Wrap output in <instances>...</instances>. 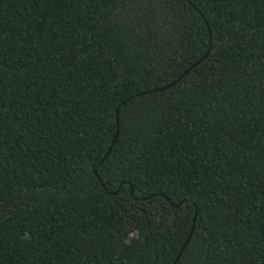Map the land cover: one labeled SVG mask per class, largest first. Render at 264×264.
Here are the masks:
<instances>
[{"label": "trees", "instance_id": "1", "mask_svg": "<svg viewBox=\"0 0 264 264\" xmlns=\"http://www.w3.org/2000/svg\"><path fill=\"white\" fill-rule=\"evenodd\" d=\"M178 258L264 264V0H0V264Z\"/></svg>", "mask_w": 264, "mask_h": 264}, {"label": "water", "instance_id": "2", "mask_svg": "<svg viewBox=\"0 0 264 264\" xmlns=\"http://www.w3.org/2000/svg\"><path fill=\"white\" fill-rule=\"evenodd\" d=\"M188 73V72H187ZM115 142V141H114ZM113 142V143H114ZM195 221H196V219H195ZM193 230H194V228H193ZM193 230H192V232H193ZM192 232H191V234L189 235V237H188V239H187V241H186V243H185V245L183 246V249L187 246V244L189 243V241H190V239H191V236H192ZM181 253H182V251H181ZM178 260H179V258L177 259V261L175 262V264L178 262Z\"/></svg>", "mask_w": 264, "mask_h": 264}]
</instances>
